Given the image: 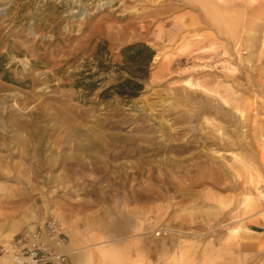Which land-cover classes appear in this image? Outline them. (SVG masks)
Returning a JSON list of instances; mask_svg holds the SVG:
<instances>
[{"label":"rangeland","instance_id":"rangeland-1","mask_svg":"<svg viewBox=\"0 0 264 264\" xmlns=\"http://www.w3.org/2000/svg\"><path fill=\"white\" fill-rule=\"evenodd\" d=\"M46 220L64 264H264V0H0V244Z\"/></svg>","mask_w":264,"mask_h":264},{"label":"built area","instance_id":"built-area-1","mask_svg":"<svg viewBox=\"0 0 264 264\" xmlns=\"http://www.w3.org/2000/svg\"><path fill=\"white\" fill-rule=\"evenodd\" d=\"M61 224L46 220L0 244V258H8L13 264H64L65 255L57 251L65 238Z\"/></svg>","mask_w":264,"mask_h":264},{"label":"trees","instance_id":"trees-1","mask_svg":"<svg viewBox=\"0 0 264 264\" xmlns=\"http://www.w3.org/2000/svg\"><path fill=\"white\" fill-rule=\"evenodd\" d=\"M124 63L134 67L135 70L129 71V77L117 83L111 88L113 92L126 99L136 98L143 89L141 83L138 82L137 72L145 71L152 61L154 53L146 46L134 44L122 50Z\"/></svg>","mask_w":264,"mask_h":264},{"label":"crops","instance_id":"crops-1","mask_svg":"<svg viewBox=\"0 0 264 264\" xmlns=\"http://www.w3.org/2000/svg\"><path fill=\"white\" fill-rule=\"evenodd\" d=\"M250 233L257 235V233L254 231H251ZM246 242L247 241H245V243L240 242V245L241 246L243 245L245 250H247L248 248L250 249L255 248V243L253 244L254 239L253 241L252 240L249 241L251 244L247 245ZM112 243L113 241H111V246H109V244L106 243L103 245H94L84 248H79L78 245L74 243H70L69 246H67L63 250V252L69 253L68 261L66 264H110L109 260H112L117 256V253L112 248L110 249V247H112ZM258 246L259 245L256 244V247ZM244 252L243 250L239 249V254L242 255V253ZM203 262L207 264H211L209 258H207ZM0 264H11V263L7 262V260L5 261L0 259Z\"/></svg>","mask_w":264,"mask_h":264},{"label":"bare ground","instance_id":"bare-ground-1","mask_svg":"<svg viewBox=\"0 0 264 264\" xmlns=\"http://www.w3.org/2000/svg\"><path fill=\"white\" fill-rule=\"evenodd\" d=\"M5 260H7V261H10V259H8V258H4ZM11 262V261H10Z\"/></svg>","mask_w":264,"mask_h":264}]
</instances>
